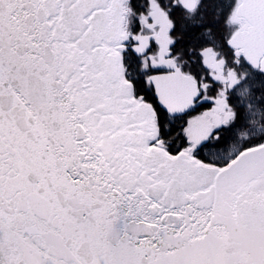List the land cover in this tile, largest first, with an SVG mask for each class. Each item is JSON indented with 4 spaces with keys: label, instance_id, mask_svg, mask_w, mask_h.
Returning a JSON list of instances; mask_svg holds the SVG:
<instances>
[{
    "label": "snow or ice",
    "instance_id": "1",
    "mask_svg": "<svg viewBox=\"0 0 264 264\" xmlns=\"http://www.w3.org/2000/svg\"><path fill=\"white\" fill-rule=\"evenodd\" d=\"M0 264H264V0H0Z\"/></svg>",
    "mask_w": 264,
    "mask_h": 264
}]
</instances>
